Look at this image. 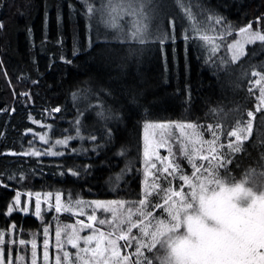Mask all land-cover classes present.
<instances>
[{
    "label": "trees",
    "instance_id": "1",
    "mask_svg": "<svg viewBox=\"0 0 264 264\" xmlns=\"http://www.w3.org/2000/svg\"><path fill=\"white\" fill-rule=\"evenodd\" d=\"M122 1L127 2L0 0V233L15 231L29 240L43 238L45 228L54 230L55 211L41 217L8 214L16 193L25 191H60L71 199L123 200V208L132 209L133 221L141 218V212L152 211L154 218L149 219L155 226L164 212L152 205L163 203L164 189L179 190L181 174L195 180L184 152L195 147L202 148L200 155L207 153L208 147L201 143L213 138L208 125L218 137L217 155L232 160L227 168L219 169L218 178L256 191L258 185L263 186L264 111L255 113L250 133H241L248 136L242 144L232 137V147H228V133L245 127L247 112L259 103V86L253 92L248 87L257 79L251 72L264 66V41L248 44L237 59L228 45L249 23L264 28V0H144L152 31L159 16L178 12L182 18L177 19L172 43L152 38L143 45L126 38L132 31L127 28L129 18L119 20L112 15L111 8ZM102 8L105 14L98 12L94 17V10ZM205 13L218 14L226 22L205 24ZM93 18L101 28L98 24L91 28ZM185 22V34L192 33L196 43L181 35ZM218 37L222 39L213 44ZM57 107L60 112L54 111ZM162 120L197 125L201 143L177 144L172 160L182 172L175 174L171 185L163 176L152 177L149 185L158 183L160 188L149 187L152 195L141 206L138 201L143 198L146 178L143 127L148 121ZM49 126L54 137L72 138L63 155L19 154L39 142L37 134ZM107 129L112 131L111 138L105 136ZM93 134L95 141L89 139ZM237 147L240 151H234ZM194 162L201 163L198 157ZM210 167L217 171L215 161ZM60 218L64 223L74 221L65 213ZM11 224L16 225L14 231ZM111 227L103 226L107 231ZM138 233L133 229L132 235ZM120 246L134 264L136 241L132 248H125L124 241ZM158 249L159 245L151 252L142 249L152 264H160L165 254Z\"/></svg>",
    "mask_w": 264,
    "mask_h": 264
},
{
    "label": "snow or ice",
    "instance_id": "2",
    "mask_svg": "<svg viewBox=\"0 0 264 264\" xmlns=\"http://www.w3.org/2000/svg\"><path fill=\"white\" fill-rule=\"evenodd\" d=\"M87 11H93L92 8H88ZM185 11L190 9L185 8ZM139 16L137 25L131 31V35L127 36V39L136 41L138 44H145L149 39L155 38L158 43L165 41L172 43L174 40V31L176 27L177 19H181L177 13H166L159 16L155 25V31L150 30L149 23L150 17L144 15L138 11L136 13ZM205 24H222L226 21L218 14L203 15ZM259 24V19L257 20ZM185 24L181 25V35L185 40H191L193 43L197 42V39L192 33L185 34ZM3 28V24L0 23V29ZM252 29V24L249 23L246 27L240 29L241 32H248ZM200 40H205L207 37H200ZM255 39L264 41V35L259 32L255 33ZM250 43H254V40H250ZM199 46V45H198ZM243 54V49L238 53H234V59H237L239 55ZM69 64L71 61H67ZM251 77H256L250 82L248 91L253 92L255 86H259V103L255 105L254 111L247 112V119L245 121V127H237L236 130L228 133V147H232L231 139L235 138L238 144H242L248 139L247 135H241L244 132H251L252 121L255 119L256 112L264 111V66L260 71H252ZM187 98V94H186ZM55 112H60L59 107L54 109ZM175 127L179 129L181 136L189 138L193 145L200 144L199 134L196 132L197 125L192 123H159V124H147L144 126V175H145V188L143 198L138 201L139 205L143 206L148 202L149 196L152 195L148 191L149 187L156 189L160 188L158 183L152 185L148 184L147 177H155L157 180L160 176L172 184L175 179V174L182 172L181 166L174 162L171 157L173 155L172 149L168 148V155L161 157L159 155V148L165 147V142L155 140L156 129L165 130ZM211 132L212 139L205 141L208 144V150L206 154L200 155L202 148L197 149L193 147L191 152L185 150L184 155L191 161V168L194 169L192 176L195 177V182L187 174L179 175V180L183 183L179 186V190L174 187H167L164 189L165 197L163 203H155L152 205L153 209H163V212L167 214V220H156L155 226L151 224L150 217H153V212H141V218L133 221L131 219L132 209L128 208L127 214L123 219H119V208H123L125 201L123 200H110L91 201L90 207H93L91 215L87 216L89 223L85 224L83 220H78L77 223L81 225V228L93 229V232L83 237L85 245H93L94 247L80 248L76 253L79 259H83L80 253L89 254L95 260V264H133L132 257L129 254L121 253V248L118 241H124L125 248H132V242L136 241V247L133 255L136 257L134 264H152V260L149 259L142 249H147L149 252L153 249L163 251L165 254L162 257L160 264H264V191L256 192L251 187H245L243 184L234 183L229 184L224 180L218 178V171L222 168H227L228 164L232 163L230 158L226 159L223 154L217 155V139L215 132L211 131V125L207 126ZM186 129L192 130L191 134L186 132ZM152 130V131H150ZM105 136L112 137L111 129L105 131ZM192 137H195L194 139ZM96 135H91L89 139L91 141L96 140ZM41 140L44 137H40ZM47 143V141H45ZM58 144L67 143L66 140H58ZM102 147V145H101ZM220 147H223L221 145ZM94 150V149H93ZM234 151H240L237 147ZM17 155V153H11ZM20 155H32L40 156L38 151L19 153ZM53 156L63 155L62 152H52ZM199 158L201 163L197 165L194 161ZM161 165V168H157V163ZM215 161L217 165V171L211 170L212 162ZM204 162H208L209 166H205ZM152 170H156L155 172ZM203 170V172H202ZM71 175L78 176L79 173L71 171ZM87 172V167H85ZM160 175H157V174ZM166 174V175H164ZM199 174V175H198ZM227 175V173H225ZM173 179H169V178ZM185 185L188 191H185ZM7 187V185H3ZM52 193H47L49 198L52 197ZM20 193L17 192L13 201L17 211L27 212V209H20ZM61 196L56 194L55 204L49 205V210H54L56 213L61 212ZM132 204L134 202H128ZM103 210L104 212H112V220L119 219V223L113 226V230L105 234L99 228H95L94 224L97 222L96 211ZM13 208L9 206L7 212L10 215ZM65 211H71L70 208H66ZM81 214L82 211H81ZM35 215H41V200L39 193L36 194L35 201ZM154 218V217H153ZM147 221V223H146ZM98 223L104 225L105 223L111 224V220L99 219ZM126 224L127 227L123 228L122 225ZM11 228L15 230L16 225L11 224ZM152 228V231L149 229ZM116 229H119V234H116ZM133 229H138V235H132ZM48 230L44 229V234L47 236ZM56 244L61 246V230L57 229L55 232ZM148 238V239H143ZM81 237L73 229L72 233L67 238V244L72 248H79L78 241ZM5 243L4 233H0V264H12L11 261V246L12 244L25 245L24 239L8 241L9 244V256L4 255L3 245ZM49 243L45 239L43 241V262L47 264L49 260L48 252ZM36 242L31 241V261L30 264H37V252ZM107 254V255H106ZM70 253L63 252L65 259L69 257ZM55 264H61V256H55ZM85 264H88L85 261Z\"/></svg>",
    "mask_w": 264,
    "mask_h": 264
},
{
    "label": "rangeland",
    "instance_id": "3",
    "mask_svg": "<svg viewBox=\"0 0 264 264\" xmlns=\"http://www.w3.org/2000/svg\"><path fill=\"white\" fill-rule=\"evenodd\" d=\"M119 2V4H117V6H115L114 8H111V12L112 15L115 14V16H117L119 18V20L123 19L124 17L129 18L128 21V26L127 28L131 31L133 30V28L137 25L136 20L139 18V16L136 14L138 11L142 12L144 15H148V10L146 8V3L144 2V0H126ZM107 8V12L108 10H110L108 7ZM106 8H102L98 10H94L93 16L95 17L98 14L102 15L105 14ZM131 16V19L130 17ZM138 21V20H137ZM93 18V23L91 24V28H94V25L96 26L98 24V27L101 28V23ZM97 27V26H96ZM105 27V26H104ZM246 27V26H245ZM106 28V27H105ZM259 32L261 35H264V28L261 27H255L252 25V29H250L248 32H241L240 30L237 31L236 36L233 40L230 41L229 45H228V49L231 53V55L234 57V53H238L240 52L241 49H243V52L245 51L246 47L248 44H250V40H254V41H259L258 39H255V33ZM220 39H222V37H218V40H212L213 44H218V42L220 41ZM241 55H239L240 57ZM238 57V58H239ZM264 84V83H262ZM51 115V114H50ZM169 122H176V123H185L188 124L189 122H182V121H171V120H162V121H148L144 124H159V123H169ZM37 123H43V122H37ZM42 125V124H41ZM52 126H49L48 129L46 130V132H42L40 134H37L36 139L39 140V142H35L33 144V146L27 151V152H32V151H38L43 155H51L50 153L52 152H62L64 151V148L67 147L70 142L72 141V138L70 136H64V137H54L52 134ZM198 130V128H196V131ZM152 131V130H150ZM155 131V140L157 141H163L165 142V147L163 148H159V155L161 157L167 156L168 155V148L170 147L172 149V153L173 155L171 157H169L170 159H173L174 154L176 152V148H177V144L179 143H183V145L186 147L187 144H189V138H187L186 136H181L179 129H176L175 127L171 128V129H165V130H160V129H156ZM186 132L191 134L192 130L190 129H186ZM40 137H44L43 140L40 139ZM194 139V138H193ZM58 140H66L67 143L65 144H58L57 141ZM45 141H47V143H45ZM203 144V146L208 147L207 143H201ZM188 147V146H187ZM143 148H144V127H143ZM206 154V153H205ZM203 155V154H202ZM156 162V161H153ZM157 163V168H161V165L159 164V162ZM152 171H156V170H152ZM150 179H152V177H147L148 180V184H151ZM222 179V178H220ZM223 180V179H222ZM195 182V180H194ZM263 186L262 185H258V188L256 192H260V191H264V180H263ZM241 184V183H240ZM245 186V185H244ZM247 187V186H245ZM152 188V187H150ZM149 192H152L153 189H149ZM51 192L53 195L51 198H49L47 196V193ZM20 193V205L18 206L20 209H27V212H22V211H17L16 207L13 204V201L11 202L10 206L13 208L12 213L14 212H21L23 214H34L35 215V201H36V194L39 193L40 196V200H41V214L45 213V212H51V211H55L54 207L52 208V210H49V205H54L55 204V196L56 194H60L61 196V212L60 213H52V215L55 216L56 218V223L54 225V230H50L51 228H47L48 232H47V236H45V234L43 235V238L39 239L38 236L33 237L29 240H26V244L25 245H18V244H12L11 246V261L12 264H30L31 261V241L35 240L37 248H36V252H37V264H44L43 262V241L45 239L48 240L49 243V247H48V252H49V260L47 262V264H55V256L56 255H60L61 256V264H85V261L88 262V264H95V260L91 257L90 253L89 254H84V253H80L81 257H83V259H79L76 256V253L79 251L80 248H84V247H94L93 245H85L84 241H83V237L90 235L93 232V229H88V228H81V225H79L77 223L78 220H83L85 222V224L89 223V221L87 220V216L91 215L93 212V207H90V203L91 201L94 200H100V199H85V198H79V199H71L66 197L62 192L60 191H25V192H19ZM15 198V197H14ZM101 201H110V200H101ZM66 208H70L71 211H65ZM81 211L83 214H81ZM101 212L103 213H107L106 215H102L101 216ZM62 213L68 214L70 216H72L74 218V221H70L67 223H64L63 221H61L62 219L60 218V215ZM118 213L119 214H123L119 216V219H123L124 215H126L127 210L124 208H119L118 209ZM96 216H97V222L94 224L95 228H99L102 231L105 232V234H107L109 231H107L106 229L103 228V226H111V230H113V226L115 224L118 223V220H112V216L113 213L112 212H104L103 210H97L96 211ZM41 217V215L39 216ZM167 214L164 213L163 215H161L160 219H165L167 220ZM99 219H106V220H111L112 223H105L104 225H100L98 223ZM59 229L61 230V246L58 247L56 244V237H55V232L56 230ZM73 229H75V231L78 233V235L81 237V239L78 241V245L79 248L74 249L71 247V245L67 244V238L68 236L72 233ZM14 231V230H12ZM116 234H119V231L116 232ZM12 240H18V239H23L20 238L18 236L15 235V231L13 233H4V239H5V243L2 246L3 250H4V255L6 258H8L9 256V244L8 241L9 239ZM118 244L120 246V241H118ZM8 245V247H7ZM8 248V249H7ZM121 248V246H120ZM67 251L70 253L69 257L67 259H65V257L63 256V252ZM121 253L126 254L127 251L123 250L121 248ZM107 255V254H106Z\"/></svg>",
    "mask_w": 264,
    "mask_h": 264
}]
</instances>
